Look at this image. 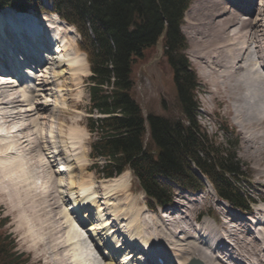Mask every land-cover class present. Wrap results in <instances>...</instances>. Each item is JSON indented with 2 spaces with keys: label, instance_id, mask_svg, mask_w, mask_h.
Wrapping results in <instances>:
<instances>
[{
  "label": "bare ground",
  "instance_id": "1",
  "mask_svg": "<svg viewBox=\"0 0 264 264\" xmlns=\"http://www.w3.org/2000/svg\"><path fill=\"white\" fill-rule=\"evenodd\" d=\"M259 1L261 0H255V3L254 0H199L198 7L195 8L197 18L194 20L193 26L201 25L198 27L204 30V33H208L202 39L196 37V43L202 76L212 87L209 93L218 103L224 104L227 112H231L232 103L236 104L237 116H241L240 125L250 130L249 136L245 138L244 146L255 155L257 176L264 184V40H261L264 38V0ZM257 2H259V6H257ZM223 12H225L224 16ZM45 19L52 20V22L41 24L43 30L38 27L39 24L31 14L19 13L10 9L1 10L0 36H5L9 41L3 42L0 39V58L5 59L7 57L8 62L18 63V67L22 64L18 61L20 59L18 48L11 46V44H18V41L12 34L9 35V33L2 30V27L7 24L16 32L15 25L20 24L25 27L24 36L26 35L27 39H24V43H29V46L26 47L32 59L40 61L42 55H40L39 48L44 50V57L53 62H48V68L52 71L48 73H51L53 78L57 80L63 78L64 74L67 73L68 77L65 78H68L70 82H64L62 86L70 89L82 82V77L89 73L84 54L76 48L73 37L69 36L74 31L71 30L73 29L71 26L57 20L55 16L48 17L47 15ZM43 31L45 33L41 36L39 33ZM12 54H15V56ZM54 55L56 57H53ZM12 58L16 61H13ZM22 67L28 68H23L21 74L17 71L14 72L16 78L11 76L7 70L3 71L7 74L2 73L3 68L0 67V178L5 179L12 193L16 194L15 196L24 200L36 196L35 189L37 187L34 180H32L35 174H33L29 162L33 160V157L29 156L30 158H27L26 154L23 153L26 146L33 144L32 142H35L32 147L38 153L37 160L39 159L40 163L44 161L45 165L51 168L53 164L54 171L49 170L51 174L55 172L58 175L60 170H66L68 173V183H64L62 177L56 176L53 178L51 176L49 178L50 186L54 188L53 192H55V189L58 190V195L62 197L60 200L64 208L60 213L61 218L64 220L63 223L66 224V226H63V234H67L64 237L65 240L57 241L58 246L55 251L58 256L57 264H68V262L70 264L72 259L74 264H94L90 253L92 248L87 244L88 239L82 238L81 226H76L72 221L73 219H71V215L74 214L72 209L77 211L79 216L81 215L80 219L88 218L92 220L88 228L93 231L91 235L97 241L96 246L94 244L93 247L94 249L97 246L101 247L102 256L106 260L104 264H141L140 260L144 259L143 256H145L143 253L147 252L148 254L150 250L153 253H164L169 258L176 260L177 264H184L191 258L198 259L201 264H220L214 251L207 243L202 241L201 236H195L196 228L194 226L178 228V233L182 236H177L175 232L168 228L167 224H164L163 217L167 218L168 214L167 216L155 214L145 206L135 207L133 202L135 200L131 198L130 202L127 201L126 206L123 205L124 208L121 207L116 202L118 199L113 197V194L126 184L128 172H123L115 178L106 180L107 183L103 189L102 197H97L95 191H89L92 184L90 180L80 179L81 181L77 183L71 175V170H73L71 167L73 160L78 163L81 161L79 156L82 158L83 150L77 152L76 147H74L83 141L82 132L78 127L69 126L66 133V140L68 141H61L63 143L60 142L57 145L54 141L47 140L45 126L40 121L44 117H39V112L47 105L41 106L38 99L41 91H43L42 84L45 81L42 75H35L33 71L29 70L31 64ZM45 70H41V72ZM9 71L13 74L11 69ZM32 77L37 82L33 81ZM20 81L22 82L20 83ZM29 116H34V118L28 121ZM31 127L32 131L30 133L27 130ZM33 134H35V139L30 141L29 135ZM61 147L62 149H60ZM59 150L64 152L65 160H68L65 163L68 166L55 168V166L61 164L58 157L60 156ZM62 152L60 151V153ZM48 153L50 156L46 160ZM57 160L59 161L57 162ZM78 166L81 167L80 164ZM206 184L208 183L206 182ZM63 186H65L66 192L62 190ZM74 187H77V190ZM49 191L52 192V190ZM66 194H68V197ZM74 195H77L79 199L74 200L73 205L68 207L67 200L73 199ZM21 199L17 206L19 211L23 212L19 215L23 217L24 210L21 209ZM101 200L103 201L101 202ZM222 208L220 211L224 212L223 209H226V206ZM119 209L124 210V212L127 211L128 216L123 218L125 214L118 212ZM171 210L173 208L168 211L173 213L174 211ZM30 211L32 226H35L34 220L38 221V210L30 208ZM257 212H259V208ZM235 214L227 213L226 216L228 217L224 215L221 227L224 230V235L235 242V252L239 251L241 259H237L236 263L243 264L242 258L247 260L251 258V255L248 253L247 257H242L243 254L237 247L240 238L236 237L231 230L235 226L230 228L226 226L228 220L232 221ZM237 216L235 218L238 219V222L241 221L246 226L248 219L245 218L243 221L242 216V218L238 214ZM20 219L25 227L28 226V221H25L24 217ZM168 220L170 221L169 218ZM145 222L152 226H144ZM241 222L238 225L242 228L245 227ZM76 223L79 224L78 221ZM204 224L208 230L206 236L209 240L214 239L217 232L211 230L206 221ZM258 225L264 226V219ZM203 227L199 226L197 231ZM150 228L152 229L150 230ZM248 236L247 232L244 233L246 239H248ZM72 239H75L76 242L68 245ZM161 241H163L161 246L165 244L166 248L160 246ZM67 246H69L68 249ZM137 246H143L145 251H142V254L126 252V248L135 249ZM205 246L208 247L209 251H206ZM221 248H223V245H221ZM258 248L251 246L248 252L255 256V260L251 258L252 260L247 261L261 264L257 260H259V252L263 253L264 248L260 247V251ZM67 250L71 252V257L66 254ZM257 254L258 256H256ZM63 256H66L64 261H62ZM97 256L99 255L97 254ZM261 260L264 261L263 258Z\"/></svg>",
  "mask_w": 264,
  "mask_h": 264
},
{
  "label": "trees",
  "instance_id": "2",
  "mask_svg": "<svg viewBox=\"0 0 264 264\" xmlns=\"http://www.w3.org/2000/svg\"><path fill=\"white\" fill-rule=\"evenodd\" d=\"M189 1L51 0L53 12L80 34L79 48L86 53L92 73L88 86L91 107L104 115L88 119L89 130L97 134L91 142V156L106 160L96 165L99 171L112 176L129 168L146 195L164 205L172 190L160 178L199 189L202 182L192 169L195 165L219 197L245 207L236 185L241 165L234 148L229 151L214 145L196 122V78L181 52L184 38L179 31ZM4 6L45 10L40 0H0V8ZM162 32L163 53L176 89L173 107L182 120L164 113L144 116L132 95L134 66L146 60V50ZM149 204L153 207L154 202ZM0 254L2 264L13 263L10 255L1 250Z\"/></svg>",
  "mask_w": 264,
  "mask_h": 264
},
{
  "label": "rangeland",
  "instance_id": "3",
  "mask_svg": "<svg viewBox=\"0 0 264 264\" xmlns=\"http://www.w3.org/2000/svg\"><path fill=\"white\" fill-rule=\"evenodd\" d=\"M262 1L263 0L259 2ZM198 2L199 0H191V4L189 5V8L187 9V11L183 16L184 19L181 26V30L187 42V47L185 48L186 50L184 49L185 54L197 75L198 81L200 82V89H198L197 90L198 92L196 93L198 102L200 104L199 105L200 115H198L200 131L202 133L204 132L208 136V140L209 141L211 140L214 143V145L218 146L220 149H225V150H227V147L230 144L229 142L236 139L235 135H237L238 145L235 147L236 148L235 151L238 160H240V162L242 163L241 172H243V175L238 177V180L240 179V181L238 182V187L242 190L243 193L251 195L256 201L255 204H252V210L249 212V216H247L248 213H245L243 217L245 218L249 217L250 219H252L253 217L254 218L261 217V220H263L264 219V208H263L264 184L263 181L259 179L257 176L258 174L256 172V167H257L256 159L254 158L255 155L251 151L247 150L246 147L244 146L245 138L249 136L250 130L243 128V126L240 125L241 116L240 115L237 116V112L235 111V106H236L235 103L231 104L232 106L231 112H227L224 107V104L218 103L215 99L211 97L209 91L212 87L208 83V81L205 80V78L202 76L201 73L202 71L200 70L199 67L200 60L198 59V53H197L198 47L196 43L197 40L196 37L202 39L204 36H207L208 33L207 32L204 33V30L198 27L201 25L193 26V22L197 18L195 16V8L198 7ZM259 2H257V6H259L258 5ZM224 15L225 12H223V16ZM247 15L250 16L249 14ZM48 16H52V15L49 14ZM38 27L43 29L41 25H38ZM71 30L73 31V29ZM74 31L72 34H69V36L73 37L74 43L77 44L79 40V36H77V33H75ZM261 40H264V38ZM158 54H159L158 48L152 47L151 50L147 51V59H150L152 57L154 58L142 64L136 70L137 76L135 80L134 97L139 102L144 113L150 111L158 112V113L164 112L165 114H172L175 117H180V119L182 120L178 108L173 107L174 88L171 77L172 76L171 70L162 56L159 57L158 59H155L158 56ZM53 57H56V55H54ZM45 69H44L45 71L42 72L41 74L43 77L42 76L41 77L43 78V80L45 79L44 81L47 87L44 88V86H42L43 91H41V95L43 96V98L41 97L40 100L42 101L41 103L47 104V106L46 108L42 109L41 112H39V117H44L41 118L40 121L41 124L45 126V133L48 134V132L51 131L53 135L51 139L55 141V144L59 145L61 141H68L66 140L67 139L66 133L68 131L69 126L78 127L81 130L83 135L82 138L84 142L83 148H85V152H83L84 156L82 154V158H80L79 156L80 154L78 155L81 161L76 163L77 161L73 160L71 167L73 170H71L72 171L71 175H73L77 183L78 181L80 182L81 180L84 179L90 180L92 184L90 185L89 191L92 192L93 191L92 187H93L95 191V195L97 197L98 196L102 197L103 196L102 193L104 192L103 189L105 187V184L107 183L106 182L107 179L104 180L96 176L95 174H93V171L89 169L92 163L91 160L88 158V150L90 148L89 145L91 141H93L96 138L97 135L96 133L87 132L85 128L86 118L89 114L88 108L90 106L88 92L85 86L87 82L88 74L82 77V82H79L77 85L72 86L70 89L69 88L67 89L65 86H62L64 82L66 83L70 82L68 78H65L68 77L67 73L64 74L63 78L57 80L53 78V75L51 73H48L49 71L52 72L51 69L48 68V66ZM47 88H50L51 90H48L46 94L44 91L47 90ZM162 101L164 106L162 105ZM93 115L96 116L95 112H93ZM32 118H34V116H29L28 121L31 120ZM225 125H227L228 130H224V129L221 130ZM31 129L32 127L27 131L28 132L30 131L31 133L32 131ZM231 131H233L234 133H231ZM29 137H30V141H34L35 134L29 135ZM32 143L35 144V142ZM33 144L26 146L23 153L26 154L27 158L33 157V160L29 162H30V168L32 169L33 174H35L33 175L32 180H34L35 185L37 187L35 189V191L37 192L35 193L36 196L33 198H28V200H24L15 196L16 194L12 193L11 188L9 187L5 179L1 177L0 178V208H2L3 210L2 216H7L8 218L6 224L2 227V229L3 230L6 229L8 232L12 234V237L16 241L15 244L18 251L27 254L30 257L32 263L57 264L58 256L57 253H55L58 246L57 241L65 240L64 237H66L67 234L66 233L63 234L64 232L63 226H66V224L63 223L64 220L61 218V213H60L63 210L64 206L62 205V202L59 198L58 190L56 191L55 189V192H53L54 188L50 186L49 178L51 176L53 178L56 176L62 177L63 182L68 183L69 176L65 170H60V174H58L57 172L58 175H56L55 172L51 174L49 170L54 171L53 164L51 163L52 164V168H51L45 165L44 161L40 163L41 161H39V159L37 160L38 153L35 152L36 150H33L34 149L32 147ZM60 149H62V147ZM80 150L81 149H78L77 152H80ZM60 151L62 150L58 151L60 154V156L58 157L61 160V164L55 166V168L65 167L67 165L65 162L68 160H64L65 154L63 152L60 153ZM49 156L50 154L45 159L48 160ZM98 160L101 161L102 163L105 161L103 157L98 158ZM79 164L81 165V167L78 166ZM79 167L80 169H78ZM126 184L121 188L122 190L117 189V191L114 192L113 197L118 199L116 200V202L121 207L124 208L123 205L126 206L127 201L130 202L131 201L130 198H131L132 200H135L133 201L135 203L134 204L135 207L141 208L144 205L146 199L143 193L138 189L137 180L134 177H132L130 173H128V177L126 178ZM206 185L207 187L205 186L206 187L205 189H203L201 192H196V193L184 192L176 187L174 188L173 203L176 202L177 206L179 205L181 211L183 210L185 211L184 214L180 213V219L182 218L181 222L184 225L178 226L179 224H176V226L174 227L171 226L175 232L178 231L177 228H182V227L186 228L185 226H191V224L185 221V219L182 217L184 215L191 216V218L195 220L192 221V224H198L197 226H199L202 221L207 219L212 227L217 226L219 228L218 225L220 224L218 220L222 217V211H220V209L222 207L224 208L225 206H223V204L220 203V199L217 197L216 193L210 188L209 184ZM64 187L65 186H63L62 188L63 191H64ZM74 189L77 190V187H74ZM49 190H52V192ZM76 196L74 195L73 199H68L67 204L70 203L69 205L72 206L73 203L77 199H79L78 196L77 197ZM20 199L22 202L21 209L24 210L23 217L25 218V221L26 220L28 221V226L26 227L22 224L20 219L23 217L19 215V213L22 214L23 212L19 211V208L17 206ZM102 201L103 200H101V202ZM226 205L228 207H231L229 204ZM29 206L31 209L34 210L37 209L39 212V213L37 212L38 221H35L33 219L35 226H32L33 222L31 219V211ZM258 208H259V212H257L258 214H256ZM159 210L161 212L163 211L161 209ZM159 210L156 211L158 214H159ZM179 210H174L173 213L169 211L170 213H168V216L165 215L167 216V218H165L164 220L169 222L168 220L169 218L172 221V217L173 216L176 217L175 216L176 212H178ZM118 212H123L125 214L124 216L122 214L123 218L128 216L127 211L124 212V210L119 209ZM73 215L74 214L71 215L73 217V218L71 217V219H73L72 221H74L76 226H80V224L76 223L77 220ZM235 217H238L237 214H235ZM230 221L231 220H228V222ZM145 223L146 224H144V226H152L151 224H148V222ZM238 223L240 224V222L237 221L232 225L226 224V226L229 228L231 226H235L234 228H231V230L235 233L236 237L240 238L239 240L240 243L237 244V247L245 256H248V253H250L251 258L255 260V256L248 251L249 249H251V246L264 248V226H252L250 223L247 222L246 225L247 229L249 231L252 230V233H254L251 234V232L249 233V231H247L245 227L242 228V226H239ZM164 224L166 225L167 222H165ZM216 230H220V229H216ZM246 232L248 233V235L249 234L251 235L248 236V239L244 237V233ZM178 235L179 234H177V236ZM195 235H199V233L197 232V234ZM260 235H261V240L256 241L255 238L260 237ZM250 237H252L253 240ZM161 243H163V241L160 242V246ZM53 244L56 245L54 246ZM164 245L165 244H162L161 247L166 248V246ZM68 248L69 247L67 246V249ZM141 248L142 247L140 246V249ZM259 248L258 250L260 251ZM95 249L97 248L95 247ZM92 250H90L91 255L95 253L94 250L93 251ZM101 252L102 250L101 251L97 250V253H95V255L98 254L99 257L102 258L99 259V257L96 256L98 264H104L105 262L104 256H102ZM66 254H68L69 257H71V252L69 250L66 251ZM256 256H258V254ZM251 258L248 259L246 258V259L252 260ZM64 259H66V256H63L62 261H64ZM257 262L264 264V261H262L261 258H259ZM93 263L95 264L94 260ZM70 264H74L73 259Z\"/></svg>",
  "mask_w": 264,
  "mask_h": 264
}]
</instances>
